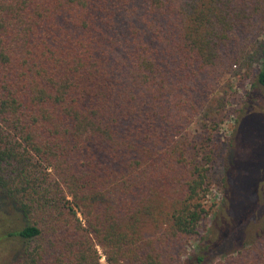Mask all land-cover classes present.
Wrapping results in <instances>:
<instances>
[{
	"label": "trees",
	"instance_id": "trees-1",
	"mask_svg": "<svg viewBox=\"0 0 264 264\" xmlns=\"http://www.w3.org/2000/svg\"><path fill=\"white\" fill-rule=\"evenodd\" d=\"M263 14L264 0H0V264H264V231L199 236L211 158L186 156L201 98Z\"/></svg>",
	"mask_w": 264,
	"mask_h": 264
},
{
	"label": "rangeland",
	"instance_id": "rangeland-1",
	"mask_svg": "<svg viewBox=\"0 0 264 264\" xmlns=\"http://www.w3.org/2000/svg\"><path fill=\"white\" fill-rule=\"evenodd\" d=\"M263 53L264 14L254 34L238 35L226 52L227 58L237 61L222 73L215 91L201 98L186 132L190 144L187 159L202 162L204 156L211 158L206 166L208 191L202 200L207 216L200 223V237L215 238L214 226L222 225L245 230L247 237L250 234L241 239L240 233L231 240L234 242L252 241L264 231V177L260 183L256 181L257 172H264V87L255 82ZM230 192L234 210L241 217L236 220ZM197 245L198 239H190L183 261L194 254ZM101 264H106L104 258Z\"/></svg>",
	"mask_w": 264,
	"mask_h": 264
}]
</instances>
